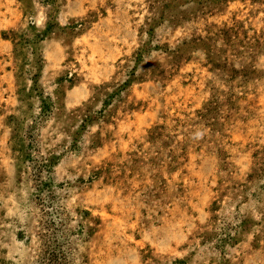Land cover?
<instances>
[{"label": "rangeland", "instance_id": "1", "mask_svg": "<svg viewBox=\"0 0 264 264\" xmlns=\"http://www.w3.org/2000/svg\"><path fill=\"white\" fill-rule=\"evenodd\" d=\"M0 264H264V0H0Z\"/></svg>", "mask_w": 264, "mask_h": 264}, {"label": "bare ground", "instance_id": "2", "mask_svg": "<svg viewBox=\"0 0 264 264\" xmlns=\"http://www.w3.org/2000/svg\"><path fill=\"white\" fill-rule=\"evenodd\" d=\"M37 20H39V19H37ZM53 39V38H52ZM55 61V60H54ZM59 65V64H58ZM66 120V119H65ZM64 121V120H63ZM64 123V122H63ZM33 208V207H32Z\"/></svg>", "mask_w": 264, "mask_h": 264}]
</instances>
